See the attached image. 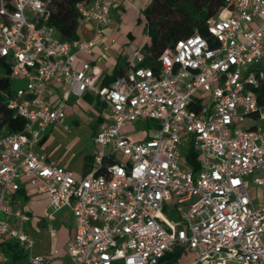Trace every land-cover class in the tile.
Masks as SVG:
<instances>
[{"label":"built area","instance_id":"2783aa9c","mask_svg":"<svg viewBox=\"0 0 264 264\" xmlns=\"http://www.w3.org/2000/svg\"><path fill=\"white\" fill-rule=\"evenodd\" d=\"M119 1L77 2V22L93 23L94 38L66 41L49 24L51 0H0V59L10 80L24 81L6 106L25 121L0 134V238L22 247L26 264H264V202L248 191L264 188V0H224L206 36L175 41L156 67L142 65L137 47L101 87L100 71L76 62L97 45L106 50L102 28ZM49 83L76 98L91 91L106 110L85 176L34 150L65 117L44 99ZM137 121L146 125L141 137L128 128ZM191 147L196 172L185 157L180 166ZM22 183L46 196V220L69 209L68 263L35 254L30 216L7 196Z\"/></svg>","mask_w":264,"mask_h":264},{"label":"crops","instance_id":"0c3cea01","mask_svg":"<svg viewBox=\"0 0 264 264\" xmlns=\"http://www.w3.org/2000/svg\"><path fill=\"white\" fill-rule=\"evenodd\" d=\"M149 2L150 0H120L110 12V24L102 28L107 46L106 50L103 51L101 46L97 45L89 53L79 54L76 65L78 66L81 61L89 62L92 67L100 71V79L105 73H109L116 64L125 68L128 56L136 47L132 45V41L129 44V41H125L120 37L122 33L121 25L132 23L135 17L143 21L141 12ZM113 12L120 15V23L117 24L111 19V13ZM78 34L79 39L94 38V24L86 23L79 26ZM95 40L99 43L98 39ZM123 57H126V61L122 60ZM110 64H112L111 70L108 72L107 68ZM47 87L50 88L52 94L45 95L44 99L50 103L60 105L65 117L46 128L43 134L45 139L42 143L39 142L34 150L36 153L44 154L49 161L62 166L75 176H82L85 157H93L95 152L93 154L92 152L82 151L74 154L73 148L76 144V138H71V133L67 129L70 127L67 126L66 120L71 117L80 120L78 118L81 116L89 123L95 122L96 128L90 133V140L92 141V137L100 124L105 121L106 110L100 102L92 99L94 94L91 91H87L81 97L76 98L63 93L56 84L49 83ZM82 109L85 113L81 112ZM63 128H65L64 132H62ZM133 137H137V135H133ZM19 189L20 191L9 193L7 196L15 207L23 209L30 216V221L25 226V230L34 240L35 254L51 258L56 263H68L66 245L73 235L74 228L69 209L63 207L55 212L53 219L49 220L52 225L48 226L43 215L47 208L46 196L36 194L25 183H22ZM4 240L7 239L0 238V243ZM0 252L3 253L1 247Z\"/></svg>","mask_w":264,"mask_h":264},{"label":"trees","instance_id":"16d2710c","mask_svg":"<svg viewBox=\"0 0 264 264\" xmlns=\"http://www.w3.org/2000/svg\"><path fill=\"white\" fill-rule=\"evenodd\" d=\"M6 1L9 2V0ZM80 1L83 0H51L49 24L56 28L62 40L77 41L79 39L75 4ZM226 5L224 0H150L141 12L143 32L147 36V41L142 46L145 52V60L142 65L156 67L160 54L179 39L195 33L206 36L207 22ZM137 20L140 21L139 18ZM129 57L130 55L128 59ZM122 60L126 61V57H123ZM1 63L4 65L6 76L0 77V134L16 133L23 130L25 121L6 106V99L14 90L10 87L9 65L0 59ZM123 71L122 65L116 64L109 73H105L101 77L99 86H108ZM261 92H264V87L260 88ZM92 99L99 102L95 95ZM44 139L45 135L40 143ZM197 155V151L192 147L184 153L188 169L191 172H196L199 169ZM106 161L112 162L110 159ZM92 163L93 157L86 156L82 176L91 172ZM0 247L3 253L11 255L13 263L26 264L24 250L17 243L4 240L0 243ZM166 258L171 261L176 259L172 255H167ZM20 259L23 260L19 261Z\"/></svg>","mask_w":264,"mask_h":264},{"label":"rangeland","instance_id":"374dc122","mask_svg":"<svg viewBox=\"0 0 264 264\" xmlns=\"http://www.w3.org/2000/svg\"><path fill=\"white\" fill-rule=\"evenodd\" d=\"M113 9V8H112ZM111 19H113L117 24L120 23V15L118 13H111ZM142 20L140 21L137 20L135 17L133 22L130 24L123 23L121 25V38L124 39L125 41H132V45L137 47L142 46L146 41H147V36L143 32V24ZM130 31V33H129ZM128 44V43H127ZM113 63V62H112ZM112 64L108 66L107 71L109 72L111 69ZM260 67H264V61H261L258 64ZM5 71H4V65L1 63L0 64V77H5ZM24 86V81L23 80H11L10 81V87L15 90L18 87H23ZM81 112L85 113L84 110L82 109ZM80 120H77L74 117H71L66 120L67 126L70 128H67L70 133H71V138H76V144L73 148L74 154H78L79 152L86 151L87 153H93L96 152L97 148L92 143L90 140V133L96 128L95 122L89 123L84 117L78 118ZM128 128L130 131L133 132L134 135H137V137H141L143 131L147 130L145 122L142 121H137L134 124L128 125ZM65 131V128H63V131ZM78 141V142H77ZM105 152H107V148L104 149ZM182 158H181V163L180 166L184 167L183 165V159H184V152H181ZM251 178V177H250ZM249 194L251 198L253 199L254 203H260L264 202V188L258 187V186H250L249 189ZM163 214L168 217L170 220L174 219V213L173 211H167L164 210ZM48 226H51L52 224L47 220ZM10 243H15L13 240H8ZM4 261L1 264H17L13 263L11 261V255L8 253H4ZM23 259H20L19 261H22ZM120 264V263H117ZM227 264H236L235 262H228Z\"/></svg>","mask_w":264,"mask_h":264}]
</instances>
